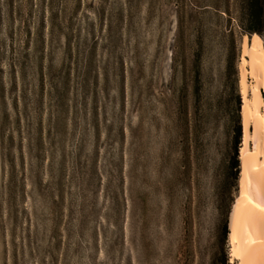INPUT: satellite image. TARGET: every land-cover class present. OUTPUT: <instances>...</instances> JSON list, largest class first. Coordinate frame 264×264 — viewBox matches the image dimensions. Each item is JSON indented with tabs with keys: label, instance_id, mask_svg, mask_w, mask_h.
Segmentation results:
<instances>
[{
	"label": "rangeland",
	"instance_id": "rangeland-1",
	"mask_svg": "<svg viewBox=\"0 0 264 264\" xmlns=\"http://www.w3.org/2000/svg\"><path fill=\"white\" fill-rule=\"evenodd\" d=\"M248 1L0 0V264H233Z\"/></svg>",
	"mask_w": 264,
	"mask_h": 264
},
{
	"label": "bare ground",
	"instance_id": "bare-ground-1",
	"mask_svg": "<svg viewBox=\"0 0 264 264\" xmlns=\"http://www.w3.org/2000/svg\"><path fill=\"white\" fill-rule=\"evenodd\" d=\"M241 58L242 139L238 195L229 221L230 261L264 264V58L257 44L245 42Z\"/></svg>",
	"mask_w": 264,
	"mask_h": 264
},
{
	"label": "trees",
	"instance_id": "trees-1",
	"mask_svg": "<svg viewBox=\"0 0 264 264\" xmlns=\"http://www.w3.org/2000/svg\"><path fill=\"white\" fill-rule=\"evenodd\" d=\"M264 0H249L247 4V16L249 24L247 31L251 34L256 33L264 39V25H263V3ZM238 138L240 137V124L238 122L237 128ZM239 143V142H237Z\"/></svg>",
	"mask_w": 264,
	"mask_h": 264
},
{
	"label": "snow or ice",
	"instance_id": "snow-or-ice-1",
	"mask_svg": "<svg viewBox=\"0 0 264 264\" xmlns=\"http://www.w3.org/2000/svg\"><path fill=\"white\" fill-rule=\"evenodd\" d=\"M262 210H264V209H262Z\"/></svg>",
	"mask_w": 264,
	"mask_h": 264
}]
</instances>
